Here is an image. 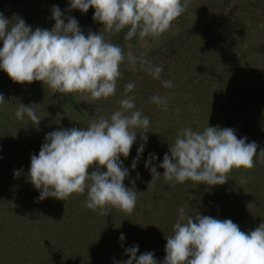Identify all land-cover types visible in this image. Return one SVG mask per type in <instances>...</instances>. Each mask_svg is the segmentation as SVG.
Here are the masks:
<instances>
[{"label":"rangeland","instance_id":"obj_1","mask_svg":"<svg viewBox=\"0 0 264 264\" xmlns=\"http://www.w3.org/2000/svg\"><path fill=\"white\" fill-rule=\"evenodd\" d=\"M54 6L59 7L64 17H74L85 35L101 33L107 41L121 46L126 54L129 51L139 54L147 48L148 59L162 65L163 71L157 80L143 71H132L126 62L122 63V77L117 81L115 95L92 100L87 94L71 93L78 108L71 111L59 106L56 94L50 95L42 82L14 83L0 69V94L6 101L0 105V264H87L88 260L81 256L83 246L90 240L93 243L97 238L91 237L103 232H107L103 239L107 249V241L113 240L112 250L101 261L96 257L88 264H119L128 259L125 250L136 245L137 256L153 252L160 264L165 257L166 238L173 233L181 207L188 215L198 212L220 220L230 219L244 232L258 227L264 221V192L258 190L264 183V168L260 167L233 169L228 174L229 180L223 184L233 189L228 191L221 186L218 191L223 197L220 199L218 195H211L217 187L211 186L207 191L203 185L192 184L186 189L151 193L144 171L146 161L133 169V161L121 156L122 166L129 172L124 185L131 188L130 181L140 177L142 187L132 214L112 208L109 218L99 210L84 206L86 192L82 196L74 193L65 201L54 197L40 200V190L31 184L28 173L30 156L38 155L47 133L74 127L86 129L92 120L110 117L119 109L124 86L130 82L135 84L131 94L136 109L150 120L146 154L160 146L167 151L175 141L177 130L187 127L197 132L199 129L202 132L207 125L222 129L234 127L239 138L247 137L246 143L264 136V122L252 117L255 101L249 93L255 84L264 80V27L261 26L264 25V0H189L176 24L155 42L148 38L138 41L136 37L126 41L127 28L123 35L105 33L102 24L93 20L94 9L90 13L69 10V0H0V13L9 20L19 16L33 30H51L55 24L51 11ZM214 57L221 63L212 66L209 58ZM201 58L205 71L191 70V60L197 62ZM165 80H171L173 86L163 87ZM184 82L189 84L187 88ZM150 89L156 91L157 96L168 97L167 110L143 94ZM18 103L31 104L41 118L38 126L28 122L26 116L24 120L16 119ZM196 113H199L197 117ZM230 113L235 115L233 120ZM162 124L164 127L157 129L156 126ZM167 127L174 128L172 135H168ZM138 134L132 146L134 154L141 142ZM254 159L261 161L259 156ZM95 170L93 164L88 172ZM105 170L100 168L101 172ZM261 178L263 180L258 181ZM241 180L246 183L240 184ZM157 183H160L159 178ZM224 195H229L226 198L231 200V205L222 204ZM79 216H85L87 226L76 221ZM80 224V228L85 226L83 230L76 228ZM121 234L125 237L123 241L119 239Z\"/></svg>","mask_w":264,"mask_h":264},{"label":"clouds","instance_id":"obj_2","mask_svg":"<svg viewBox=\"0 0 264 264\" xmlns=\"http://www.w3.org/2000/svg\"><path fill=\"white\" fill-rule=\"evenodd\" d=\"M90 7L95 10L93 20L102 24L105 33L116 35L127 28L126 41L150 37L155 42L186 11L188 0H69V10L86 13ZM51 11L55 21L51 30H33L19 16L9 20L0 13V69L14 83L39 81L48 87L50 95L80 93L100 100L115 95L122 63L126 62L132 71L140 70L160 79L163 66L148 59L147 48L139 54H126L101 33L85 35L78 21L64 17L58 6ZM172 86L171 80L163 81V87ZM134 89L132 82L124 86V98L110 117L100 116L86 129H60L45 135L38 155L30 156L28 173L31 184L40 190V200L54 197L65 201L74 193L86 192L84 206L90 210H99L104 216L112 208L132 214L137 191L134 186L124 185L129 172L120 157H128L139 133L142 143L131 165L136 167L150 125L149 118L136 109L135 98L128 95ZM151 100L167 110V96H152ZM5 102L0 94V105ZM14 115L18 120L26 116L33 126L41 120L31 104L18 103ZM246 140L247 137L237 138L234 129L219 126L207 125L202 132L191 127L178 130L159 165L164 169L163 178L173 186L189 180L208 186L223 185L233 169H252L254 157L259 156L264 162V149L257 155L256 142ZM156 158L150 153L145 167ZM93 164L96 170L89 173ZM101 167L106 170L101 172ZM150 172L152 180L161 176L156 167H150ZM119 239L123 241L124 235ZM166 241L160 264H264V221L244 232L230 219L220 220L198 212L188 215L181 207L173 233ZM125 251L128 259L119 264H158L153 252L137 256L138 245Z\"/></svg>","mask_w":264,"mask_h":264},{"label":"trees","instance_id":"obj_3","mask_svg":"<svg viewBox=\"0 0 264 264\" xmlns=\"http://www.w3.org/2000/svg\"><path fill=\"white\" fill-rule=\"evenodd\" d=\"M189 2V0H188ZM93 10V8H91V10H88V13H90L91 11ZM186 16V15H184ZM177 20H175L173 22V24L176 22ZM88 23V20L86 21V24ZM176 24V23H175ZM201 24H203L202 20H201ZM87 26V25H86ZM202 26V29H206L205 26L201 25ZM189 27H192L191 25ZM123 32L122 31V35H123ZM163 36H166V34L164 33ZM148 39H152V38H148ZM209 61L211 63L212 66H214V63L216 62H219V59L215 60V57L214 58H209ZM189 67L191 70H204V67H205V62H204V59L201 58L199 59L197 62H194V60H191L190 64H189ZM185 88L188 87V83L187 82H184L182 83ZM254 88L251 90H249V93L251 95V97L254 99L255 101V106L252 110H255V113L252 115V117H254L253 119H260L264 122V80H262L260 83L258 84H255L253 86ZM261 90H262V95H261ZM132 93V92H131ZM129 93V96H133V94ZM143 94H145L146 96H149V97H152V96H157L158 93L152 89L148 90L147 92H143ZM188 94V93H187ZM261 95V96H260ZM145 97V96H144ZM55 100L57 102V104L59 106H65L67 109L71 110V111H78V108H77V105L75 104V101H74V98L71 96V93H65V94H60V93H56V96H55ZM153 106H155V104H153ZM175 109V108H172V110ZM171 110V111H172ZM260 110V111H259ZM170 111V113H171ZM77 113V112H76ZM197 115H199V113H196L195 116L197 117ZM230 116H232V120L233 118L235 117L234 114L230 113ZM199 117V116H198ZM251 118H248V120H250ZM258 122V125L260 123V121H257ZM228 123L232 124V121ZM168 124V123H167ZM157 129H160L161 127L163 128L164 127V124H162V126L158 125L156 126ZM182 129V128H181ZM232 129H234V127H232ZM173 130L174 128L170 129L167 127V131H168V135H172L173 134ZM257 132H260V130H256ZM178 132V130H177ZM177 132L176 134L174 135L173 138L176 139V136H177ZM199 132H201V130L199 129ZM235 134L237 136V138L240 137V134H238L236 131H235ZM262 134V132H261ZM147 136V133L145 134ZM138 136L140 137V135L138 134ZM137 139V137H136ZM140 140L138 141H141V138H139ZM148 139L149 137H147V142H148ZM256 142V144L258 145L257 147V154L262 150L264 149V136H260L258 138H253L252 140L249 141L250 142ZM142 141L140 142V145H141ZM139 145V147H140ZM133 146V145H132ZM146 144L144 145V148H145ZM166 148L163 147V146H160V147H155V149H152L150 152H147L146 154V150L144 149L143 152L140 154V157H139V160L137 161V165L142 162V164H140V166L144 165V161L148 160L149 159V154L152 153V154H155V156L157 157L155 160L156 161H151L150 162V165L149 167H147L146 170H144L148 176V180H147V186L149 188V192L151 193H155V191H160V192H163V191H167L169 189H186V188H189L190 185L189 184H192V185H195L196 187H199L200 185H203V187L206 188V190L208 191V188L211 187V186H208V185H205V184H197L196 182H192V181H185L184 183H177L173 186V183L172 182H166L163 178V172H164V169L159 167V165L162 163L163 161V156L168 153V150L166 151ZM137 157V154H134V151H133V148L131 147L130 149V154L128 157H126V160H130L133 161L135 158ZM255 161V166L254 167H260V168H264V162H261V161H258L256 159H254ZM139 166V165H138ZM144 167V166H143ZM150 167H156V170L157 172H159L161 174V176L159 177V180H160V183L158 184L157 183V180L158 179H153L152 180V174L150 172ZM137 179V178H136ZM135 179V180H136ZM140 177L135 181V180H131L130 183L132 182V184H130L129 186L132 188L134 186L135 190L139 191V188L141 189L140 185H141V180H139ZM263 180V178L259 179L258 181H261ZM135 181V182H134ZM134 182V184H133ZM194 183V184H193ZM223 186L228 189V191H230L231 189H233V187H230V186H225V185H215L213 187H217V189H214V193L211 194V195H215V196H219V198L221 199L223 197L222 193L219 192L218 190L220 189V187ZM128 187V186H127ZM258 190L260 191H263L264 192V183L262 184L261 187L258 188ZM229 194V193H228ZM82 196V195H80ZM138 196V195H137ZM226 196H229V195H224V199H223V202L222 204L223 205H226V204H229L231 205L232 202L228 201V198H226ZM138 198V197H137ZM241 200H239L237 203L239 205ZM137 202V201H136ZM96 214H99V212H96ZM111 215V213H109L107 215V217L109 218ZM135 215V214H134ZM139 216H142L141 214ZM84 217L85 216H79V219L76 220L78 223L82 222L85 224V226H87V221L84 220ZM103 220V219H101ZM75 221V222H76ZM137 221V220H135ZM84 226V227H85ZM129 226V224H128ZM81 227V224L80 226L77 225L76 228H80ZM83 227V228H84ZM83 228H80L81 230H83ZM23 234V233H22ZM21 234V235H22ZM84 235V234H82ZM107 236V232H103L102 234H99V235H96V236H93L91 238H97V239H94L93 243L90 241L86 242V244L83 246L84 248V251L82 252L81 256H84L87 260H88V263L89 261L92 259V258H96L97 257V260L98 261H101L102 259H104V255L108 252H111L112 250V243H113V240H108V249L106 248V245L104 242V238H106ZM80 256V257H81ZM87 263V264H88Z\"/></svg>","mask_w":264,"mask_h":264}]
</instances>
